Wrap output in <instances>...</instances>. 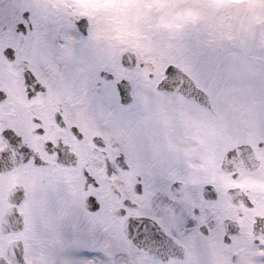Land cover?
Here are the masks:
<instances>
[{"label": "flooded vegetation", "instance_id": "af4514ba", "mask_svg": "<svg viewBox=\"0 0 264 264\" xmlns=\"http://www.w3.org/2000/svg\"><path fill=\"white\" fill-rule=\"evenodd\" d=\"M74 1L88 32L58 48L35 44V19L29 38L12 16L0 21V264H23V252L29 264L56 232H73V216L100 223L107 241L115 223L146 217L169 242L165 258L140 252L158 264H264V128L240 139L253 157L226 170L236 142L221 126V87L190 73L209 105L160 88L171 60L125 24L93 21L111 0ZM119 80L130 84L124 100Z\"/></svg>", "mask_w": 264, "mask_h": 264}, {"label": "rangeland", "instance_id": "374dc122", "mask_svg": "<svg viewBox=\"0 0 264 264\" xmlns=\"http://www.w3.org/2000/svg\"><path fill=\"white\" fill-rule=\"evenodd\" d=\"M17 1L22 4L18 6ZM50 1L0 0V11L8 10L3 15L8 18L12 15L10 23L15 26L23 19V10L29 8L37 26L46 23L48 27L44 30L52 29L48 38V32L35 31L34 37L40 39L41 45H50L54 34L58 43L62 39L69 43L78 34L74 23L80 15L76 3L67 2L71 5L66 6L63 15L52 9L42 12V5ZM94 12L93 21L108 24L116 20L125 24L131 40H142L147 52L158 54L163 64L171 60L193 72L200 63L204 67L211 61L215 63L218 73L213 80L217 87L224 88L219 103L228 145L230 137L244 139L264 127V0H116V3L111 0ZM112 16L113 21L109 19ZM30 34L28 30L26 35L18 36L29 38ZM27 42L19 47L25 49ZM214 51L219 57L212 60ZM78 219H73V223L80 224L75 225L79 230L73 239L55 234L53 245L57 246L41 257H34L29 264H158L136 253L122 235L119 224H114L108 241L106 228L102 231L104 238L98 240L93 226L96 221L81 217L82 224ZM83 248L90 250L89 258H80L79 250Z\"/></svg>", "mask_w": 264, "mask_h": 264}, {"label": "water", "instance_id": "95a60500", "mask_svg": "<svg viewBox=\"0 0 264 264\" xmlns=\"http://www.w3.org/2000/svg\"><path fill=\"white\" fill-rule=\"evenodd\" d=\"M26 14L27 13H25V15ZM78 22H80V20ZM169 69H171V71H169ZM160 86L178 90L191 98L202 100L200 97L202 92L197 88L192 78H190L181 68L176 65L169 64L166 67V76ZM120 90L122 96H124L126 90H124L122 87H120ZM248 158L249 152L247 146L236 145L227 151L223 166L227 169H230L233 164H238ZM91 202L92 201L87 198L85 200V205L93 208L94 206L91 204ZM144 223L145 220L141 217H135L133 220L128 219L124 223V232L136 247L147 250L153 255L159 254L162 244L160 243L157 245L153 243V241L149 240L150 236L145 234V228H143ZM150 235L155 238L157 242L160 240V237L157 234Z\"/></svg>", "mask_w": 264, "mask_h": 264}, {"label": "snow or ice", "instance_id": "6c2138e0", "mask_svg": "<svg viewBox=\"0 0 264 264\" xmlns=\"http://www.w3.org/2000/svg\"><path fill=\"white\" fill-rule=\"evenodd\" d=\"M171 71V69H169ZM93 206L96 207L95 201L92 202ZM79 256L80 258H89L91 256V252L87 248H83L79 250Z\"/></svg>", "mask_w": 264, "mask_h": 264}]
</instances>
